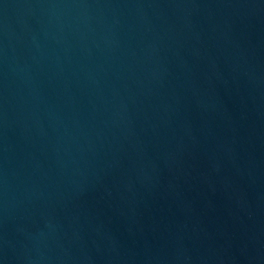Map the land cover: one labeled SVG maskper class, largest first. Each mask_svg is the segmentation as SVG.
I'll return each instance as SVG.
<instances>
[{
  "label": "water",
  "instance_id": "water-1",
  "mask_svg": "<svg viewBox=\"0 0 264 264\" xmlns=\"http://www.w3.org/2000/svg\"><path fill=\"white\" fill-rule=\"evenodd\" d=\"M0 264H264V0H0Z\"/></svg>",
  "mask_w": 264,
  "mask_h": 264
}]
</instances>
